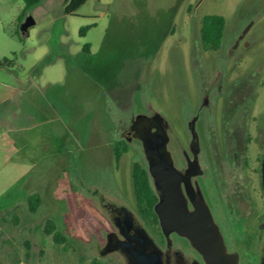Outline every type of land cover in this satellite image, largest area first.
<instances>
[{"label": "rangeland", "instance_id": "1", "mask_svg": "<svg viewBox=\"0 0 264 264\" xmlns=\"http://www.w3.org/2000/svg\"><path fill=\"white\" fill-rule=\"evenodd\" d=\"M64 1L24 10L0 0V264H121L97 251L107 227L98 197L133 204L131 165L143 163L130 142L116 163L121 132L155 111L184 138L200 102L195 61L211 70L239 36L241 69L264 64V0H87L74 16ZM206 15L225 19L218 51L201 47ZM49 220L65 243L46 232Z\"/></svg>", "mask_w": 264, "mask_h": 264}, {"label": "flooded vegetation", "instance_id": "2", "mask_svg": "<svg viewBox=\"0 0 264 264\" xmlns=\"http://www.w3.org/2000/svg\"><path fill=\"white\" fill-rule=\"evenodd\" d=\"M241 39L243 35L211 70L205 71L201 61H195L200 102L196 112L185 115L184 138L155 111L134 116L121 136L126 143L139 146L132 150L143 157V163H134L147 171L157 197L155 205L158 196L143 139L150 134L164 137L188 209L194 208L189 190L206 204L219 229L224 244L219 264H264V112H254L258 91L264 92V64L256 63L248 71L241 69V55L236 54ZM114 146L111 152L118 164ZM133 201L130 204L121 194L98 197V210L107 224L97 247L100 257L116 255L121 264H130L119 249L107 252V247L142 233L163 264H215L188 239L164 230L157 215L156 220L146 218V210L138 207L134 193Z\"/></svg>", "mask_w": 264, "mask_h": 264}, {"label": "water", "instance_id": "3", "mask_svg": "<svg viewBox=\"0 0 264 264\" xmlns=\"http://www.w3.org/2000/svg\"><path fill=\"white\" fill-rule=\"evenodd\" d=\"M33 24V19L27 17L20 26L21 33H26ZM143 146L148 156L153 188L158 196L155 214L161 227L185 237L206 260L219 264L224 256L219 229L206 204L189 190L187 194L194 208L188 209L187 198L180 188V176L172 167L164 137L150 134L143 139ZM115 249H119L130 264H163L160 254L142 233L121 240L116 246L109 245L106 251Z\"/></svg>", "mask_w": 264, "mask_h": 264}, {"label": "trees", "instance_id": "4", "mask_svg": "<svg viewBox=\"0 0 264 264\" xmlns=\"http://www.w3.org/2000/svg\"><path fill=\"white\" fill-rule=\"evenodd\" d=\"M24 3V10L39 5L41 0H22ZM87 0H65L63 12L65 15L74 16L76 12L86 3ZM225 19L220 15H206L201 19L199 40L201 47L206 51H217L223 41L225 31ZM89 27H83L80 33L83 35ZM27 34L24 33V35ZM88 52V50H85ZM115 158L119 160L121 156L127 152V143L124 140L115 142L114 146ZM131 184L136 203L139 208L146 210V218H154V205L157 197L152 190L151 181L147 171H145L140 164L134 163L131 167ZM39 197L31 195L27 199L28 207L31 211L36 209ZM46 232L52 235L56 244L65 243V238L59 231L56 230L53 221L46 222ZM89 264H108L99 259H93Z\"/></svg>", "mask_w": 264, "mask_h": 264}, {"label": "crops", "instance_id": "5", "mask_svg": "<svg viewBox=\"0 0 264 264\" xmlns=\"http://www.w3.org/2000/svg\"><path fill=\"white\" fill-rule=\"evenodd\" d=\"M110 102H112V101H110ZM113 103V102H112ZM114 104V103H113Z\"/></svg>", "mask_w": 264, "mask_h": 264}]
</instances>
